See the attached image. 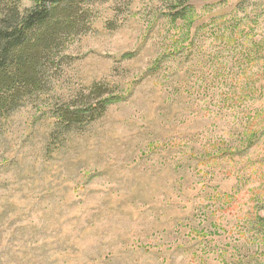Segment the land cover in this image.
I'll use <instances>...</instances> for the list:
<instances>
[{
	"label": "rangeland",
	"instance_id": "1",
	"mask_svg": "<svg viewBox=\"0 0 264 264\" xmlns=\"http://www.w3.org/2000/svg\"><path fill=\"white\" fill-rule=\"evenodd\" d=\"M85 9L0 114V264H264V0Z\"/></svg>",
	"mask_w": 264,
	"mask_h": 264
},
{
	"label": "trees",
	"instance_id": "2",
	"mask_svg": "<svg viewBox=\"0 0 264 264\" xmlns=\"http://www.w3.org/2000/svg\"><path fill=\"white\" fill-rule=\"evenodd\" d=\"M25 1L31 6L22 9ZM96 1L0 0V114L42 88V63L51 61L55 47L79 34L81 22L91 16L86 6ZM94 91L103 96L99 87ZM84 115L67 110L62 119L68 125L79 124Z\"/></svg>",
	"mask_w": 264,
	"mask_h": 264
}]
</instances>
